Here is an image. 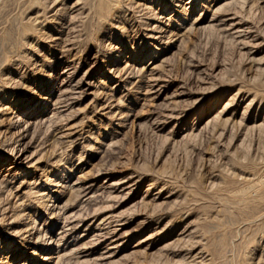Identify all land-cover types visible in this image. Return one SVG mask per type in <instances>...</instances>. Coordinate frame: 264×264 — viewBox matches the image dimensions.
I'll use <instances>...</instances> for the list:
<instances>
[{
    "label": "rangeland",
    "instance_id": "obj_1",
    "mask_svg": "<svg viewBox=\"0 0 264 264\" xmlns=\"http://www.w3.org/2000/svg\"><path fill=\"white\" fill-rule=\"evenodd\" d=\"M37 1L0 0V169L26 148L47 170L21 199L0 176V259L14 254L0 264H264V0H193L163 52L143 33L165 0H122L128 22L114 15L102 28L93 0ZM112 55L116 70L103 73ZM63 72L90 89L50 94ZM58 165L76 172L77 190L48 194ZM108 177L118 193H89ZM45 216L72 225L32 253ZM40 231L41 244L50 234ZM82 235L63 258L43 259Z\"/></svg>",
    "mask_w": 264,
    "mask_h": 264
},
{
    "label": "bare ground",
    "instance_id": "obj_2",
    "mask_svg": "<svg viewBox=\"0 0 264 264\" xmlns=\"http://www.w3.org/2000/svg\"><path fill=\"white\" fill-rule=\"evenodd\" d=\"M39 1V0H38ZM37 1V2H38ZM52 1V6L57 3H59V1H63L61 2L60 5H63L64 2L66 0H51ZM90 1V0H89ZM124 1V0H123ZM123 1L122 0H93V7L92 8V12H93V21H95V23L98 24L99 28H102V26H104V24L109 21V19L111 17H113L114 15L119 17V19L123 20L124 22H128V18L126 17V15L128 14V10L125 9V7H123ZM140 1V0H139ZM27 2V1H26ZM36 2V4H37ZM136 2V1H135ZM228 2V1H227ZM73 3V2H72ZM88 3V2H87ZM139 3V2H138ZM168 3V4H166ZM41 4V3H40ZM78 4V3H77ZM84 4V3H83ZM193 4V0H190L188 2H185V5L184 3L182 2V0H165L163 1V3L161 4L162 6L159 7L158 9H153L152 8V5L150 6V9H152V14L147 16V22L144 23V35L153 40L154 42H159V46H157V50L158 51H166V49H168V45H170L171 41L170 40V35L172 34L173 30H169V35H168V38H167V41L163 42V45H162V39L164 37V32H166L168 26L172 23L173 19L177 17V15L179 13H181L183 11V9L185 8H188V7H191ZM73 5V4H72ZM91 5V4H90ZM171 5H174L175 8H173L172 10V13L170 14H166V11L170 8ZM33 6V5H32ZM40 6V5H39ZM65 6V5H63ZM136 6V5H135ZM143 6V5H142ZM187 6V7H186ZM31 7V6H30ZM38 7V6H37ZM64 9V8H63ZM87 9V8H86ZM149 9V8H148ZM39 10V9H38ZM45 10V9H44ZM131 10V9H130ZM186 10V9H185ZM3 11V10H2ZM139 11V9H138ZM143 11V10H142ZM43 12V11H42ZM86 12V11H85ZM185 12V11H184ZM133 13V12H132ZM24 14V13H23ZM92 14V13H91ZM39 15V14H38ZM46 15V14H45ZM87 15V14H86ZM130 15V14H129ZM131 16V15H130ZM42 17V16H41ZM91 17V16H90ZM44 18V17H42ZM141 18V17H140ZM37 19V18H36ZM35 19V21H36ZM40 19V18H39ZM34 20V19H33ZM42 20V19H41ZM52 20V19H51ZM175 20V19H174ZM185 20V19H184ZM183 20V21H184ZM239 20V19H237ZM235 19V17H231L230 15L228 16H225V20H223V22L225 21L226 24L228 25L227 27H230L232 30L236 31V32H239L241 31V27L243 26L241 21H237ZM89 22V20H87ZM146 21V20H145ZM181 21V20H180ZM126 22V23H127ZM91 23V22H90ZM120 23V22H119ZM181 23V22H180ZM30 24V23H29ZM185 24V23H184ZM110 25V24H109ZM108 25V26H109ZM115 25V24H114ZM191 25V24H190ZM133 26V25H132ZM36 27V26H35ZM37 28V27H36ZM91 28V27H90ZM224 29V28H223ZM125 30V29H124ZM138 30V29H137ZM31 31V30H30ZM233 31V32H234ZM168 32V31H167ZM235 32V33H236ZM4 33V32H3ZM5 33H8V32H5ZM12 33V32H11ZM33 33V32H31ZM94 33V32H93ZM30 35V34H29ZM28 35V36H29ZM178 35V33H176V36ZM5 38V37H4ZM7 38V37H6ZM174 38V37H172ZM24 39V37H23ZM21 40V39H20ZM161 43V44H160ZM18 45V44H17ZM158 45V44H157ZM120 49V48H119ZM17 51V50H16ZM95 54V53H94ZM98 53H96L97 55ZM116 54V53H115ZM120 55V54H119ZM61 56V55H60ZM14 58V57H13ZM16 58V57H15ZM120 59V58H119ZM5 62V61H4ZM67 62V61H66ZM116 62H118V56L117 55H112L110 56L107 60H105L101 66V71L104 73L106 69H108L109 71H113V70H116ZM17 65V64H16ZM70 65V64H69ZM109 65V66H108ZM108 66V67H107ZM66 68V66H65ZM69 68V67H68ZM142 68V67H141ZM140 68V69H141ZM4 69V68H3ZM2 69V70H3ZM67 69V68H66ZM66 69H64L63 71H66ZM118 69V68H117ZM136 69V68H135ZM143 69V68H142ZM141 69V70H142ZM140 70V72H141ZM68 71V70H67ZM76 71V70H75ZM3 72V71H2ZM133 72V71H132ZM62 73V72H61ZM132 75V74H131ZM63 79H61L62 81L57 85L56 88H54L53 90L50 91V94L52 93H57L60 95V93L63 91L65 92L66 89H74V90H80L81 92H86L90 89L91 87V81L89 78H81V79H78L77 78V75L74 74V73H67V72H63ZM1 78V77H0ZM9 78V77H8ZM4 80V79H3ZM150 81V80H149ZM9 84V83H8ZM57 94V96H58ZM62 94V93H61ZM66 95V94H65ZM63 97V96H62ZM78 99V98H77ZM56 100V98H55ZM71 100V99H70ZM249 104V103H248ZM250 107V106H249ZM18 120L20 119L19 115L17 116ZM29 118L33 117V113L32 114H29L28 115ZM41 118V117H40ZM22 119V118H21ZM30 123V122H28ZM245 124V123H244ZM72 132V131H71ZM69 132V133H71ZM27 133V132H26ZM72 134V133H71ZM64 135V134H63ZM61 137V135H60ZM64 137V136H62ZM71 137V136H70ZM58 138V137H57ZM68 138V137H67ZM63 139V138H61ZM70 142V140H69ZM74 143V142H73ZM35 152H30L28 153V150L26 148H19V149H15L13 148L10 152V158L7 162L5 163H2V167L0 169V176L1 175H4L3 177V183L5 184V188H7L8 191L11 192V189L12 188H15L14 190L17 191V193L14 195L17 196L18 199H21L22 196L19 195L18 193L21 192V194H24L27 196V192L25 191L26 189V186H28L31 182L35 181L38 182L39 180H41L42 178V174H44V172H46V167H42L41 165V159L40 158H35L34 156ZM55 161V160H54ZM68 162V161H67ZM56 163V162H55ZM65 164V163H64ZM67 164V163H66ZM57 165V164H56ZM72 165V164H71ZM70 166V165H69ZM59 169L58 171H60V173L56 174L54 177H53V180H52V184L51 185H54V186H57V188H59V190L57 191H54L51 189H48V194L50 192H53V194L55 193H58V192H62L64 193L65 191H67L68 189H71L73 190L75 187H77L79 185V177H76L75 178V173L74 172H71L69 170V167L67 165H62V166H57ZM51 168V167H50ZM52 168H53V165H52ZM50 170V169H49ZM246 176V175H245ZM252 176V175H251ZM264 176V175H263ZM28 178H31V181L28 180ZM82 179V178H81ZM264 181V180H263ZM261 182V181H260ZM43 185V184H42ZM127 185V184H124V186ZM39 186V185H38ZM80 186V185H79ZM123 186V187H124ZM260 186V185H259ZM128 186H126L127 188ZM31 188V187H30ZM87 188V187H86ZM102 189V190H107V192L109 194H115V193H118L119 191V187L117 186L116 182L113 181L112 178L108 177L104 180L103 182V185L100 187H96L94 186V184H91L88 186V189H89V193H95L96 191H98L99 189ZM130 188V187H129ZM128 188V189H129ZM245 188V187H244ZM1 189V188H0ZM125 189V188H123ZM31 190V189H30ZM74 190H77L74 189ZM32 191V190H31ZM88 191V190H87ZM252 191V190H251ZM260 191V189H259ZM258 191V192H259ZM36 192V191H35ZM69 192V191H68ZM85 192V191H84ZM249 192V191H248ZM253 192V191H252ZM255 192V191H254ZM261 192V191H260ZM7 193V192H6ZM46 193V192H45ZM72 193V192H71ZM12 194V192H11ZM30 194V193H29ZM47 194V195H48ZM10 195V194H9ZM248 195V194H247ZM253 195V194H252ZM13 196V195H12ZM11 196V197H12ZM35 196V195H34ZM255 196V194H254ZM44 197V196H43ZM47 197V196H46ZM45 197V198H46ZM53 196H50V199L51 201L53 202V207L54 208H57V209H60L61 210V207H62V199H61V196L57 197V196H54L53 197V200L52 198ZM27 198V197H26ZM38 199V198H37ZM251 200V199H250ZM40 201V200H39ZM70 201V200H69ZM64 202V201H63ZM17 203V202H16ZM259 203V202H258ZM51 205V206H52ZM64 205V204H63ZM32 206V205H31ZM50 206V205H49ZM250 206V205H249ZM247 208V207H246ZM258 209V208H256ZM261 209V208H260ZM258 209V210H260ZM5 210V209H4ZM52 210V209H51ZM50 210V211H51ZM59 210V211H60ZM64 210V209H63ZM3 211V210H2ZM46 211H47V208H46ZM53 211V210H52ZM51 211V212H52ZM27 212V211H26ZM63 212V211H62ZM73 212V211H72ZM29 214V216H32L34 217L33 213L31 210H29L27 212ZM55 213V212H54ZM56 214V213H55ZM262 214V213H261ZM21 215V214H20ZM113 214L107 216H105L106 220H109L111 221V219L113 218L112 216ZM264 215V214H263ZM42 215H38L37 218L41 217ZM73 216V215H72ZM261 216V215H260ZM31 217V218H32ZM51 217H52V214H51ZM58 217V216H57ZM17 218V216L15 217ZM14 218V219H15ZM23 218V217H22ZM29 218V217H28ZM76 218V217H75ZM259 218V217H258ZM34 219V218H33ZM32 219V220H33ZM36 219V218H35ZM34 219V220H35ZM47 219H48V216H45L44 218V221H42L41 223H39L40 227H37L35 228L37 225L35 221L33 222L35 224V226L32 228L33 230L36 229V234L32 236V234H30V230L29 229H25V232L27 231V233H29L31 236L29 235H25V234H20L23 232L18 231V233H14L16 236H19L20 239H25L26 240V236H29V240L31 244L34 245V250L32 251V253H36V249L38 247L41 246H45V248H49L50 246L53 245V243L55 242V237H53L52 234H54V232L57 233V235L59 234H63L66 232V230L69 229V226L72 225V222L69 221L67 222L66 224H62V225H59V224H50V225H46L48 222H47ZM72 219V218H71ZM16 220V219H15ZM103 220H105L103 218ZM113 220V219H112ZM14 221V220H13ZM31 223V222H30ZM111 223V222H108V224ZM12 224V223H11ZM10 224V225H11ZM29 224V223H28ZM80 224V223H79ZM107 224V223H106ZM243 224V223H242ZM13 225V224H12ZM26 225V224H25ZM118 226H116L117 228H115V230L113 231V233H117L118 231H120L124 226L127 225V223L125 221H121L119 222V224H117ZM43 227V230L46 232V234H50L47 238H43L42 239V243L40 244V236H39V232L40 229ZM71 228V227H70ZM238 228V227H237ZM263 229V228H262ZM16 230V229H15ZM18 230V229H17ZM32 230V231H33ZM43 231V233H44ZM70 231V230H69ZM11 232V231H10ZM55 233V234H56ZM69 233V232H68ZM112 233V234H113ZM42 234V232H41ZM64 235H67V234H63ZM45 236V235H44ZM62 236V235H61ZM61 236L59 238H61ZM220 236V235H219ZM42 237V236H41ZM84 235L76 238L75 236L72 237V239H69L67 241V243L63 244L60 246V244H58V248H60L58 251H57V254L54 256V255H51V254H48V255H45L44 256V260L46 262L48 261H51L52 258H56V261L58 259H61L63 258L65 255H67V253L70 252V250H74V247H75V244L76 242L79 240V239H83ZM263 238V237H262ZM19 239V240H20ZM63 239V238H62ZM255 239V238H254ZM59 240V239H58ZM258 240V239H257ZM57 241V240H56ZM62 241V240H61ZM60 241H58L59 243ZM261 242V241H260ZM259 243V242H258ZM261 244V243H260ZM239 246V245H238ZM255 248V247H253ZM40 249V248H39ZM221 249V248H220ZM69 250V251H68ZM248 250V249H247ZM252 250V249H251ZM49 251V250H48ZM68 251V252H67ZM246 251V250H245ZM250 251V249H249ZM259 251H261L259 249ZM263 251V249H262ZM7 254L4 256L3 259H0V263H6L8 262V259H10V257H12L14 254L13 252H6ZM217 253V252H216ZM246 253V252H245ZM248 253V252H247ZM215 254V253H214ZM221 255V254H220ZM252 255V254H251ZM208 257V256H207ZM264 259V258H263ZM10 261V260H9ZM262 264V263H261Z\"/></svg>",
    "mask_w": 264,
    "mask_h": 264
}]
</instances>
